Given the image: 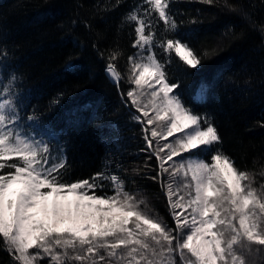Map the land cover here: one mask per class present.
Here are the masks:
<instances>
[{"label": "trees", "instance_id": "1", "mask_svg": "<svg viewBox=\"0 0 264 264\" xmlns=\"http://www.w3.org/2000/svg\"><path fill=\"white\" fill-rule=\"evenodd\" d=\"M141 5L142 12L149 7L144 0H0V82L15 77L12 91L23 125L48 141L54 155L62 149L66 181L115 173L148 202L152 215L175 228L157 176L159 161L127 97L138 24L126 16ZM167 11L176 21L174 32L156 13L145 19L151 21L155 55L178 85L174 92L212 119L235 166L264 183V0H171ZM170 37L188 44L201 64L191 68L163 50L160 42ZM113 51L119 54V87L106 72ZM29 115L36 120L27 121ZM0 264H16L2 243Z\"/></svg>", "mask_w": 264, "mask_h": 264}, {"label": "snow or ice", "instance_id": "2", "mask_svg": "<svg viewBox=\"0 0 264 264\" xmlns=\"http://www.w3.org/2000/svg\"><path fill=\"white\" fill-rule=\"evenodd\" d=\"M144 2L147 9L142 12L141 5L126 16L138 24L133 47L142 49L139 59L128 58V79L136 87L127 97L140 113L133 118L144 125L151 156L159 161L157 176L170 168V177L190 174V180L175 188L171 179L161 183L175 229L150 215L146 200L127 190L115 173L102 171L90 179L66 181L69 166L62 149L54 155L48 141L23 125L13 77L0 82V243L16 264H40L45 258L47 264H177V255L179 264H247L244 250L251 251L253 244L264 246V183L255 186L257 174L235 166L220 147L222 137L212 119L195 113L174 92L178 85L168 80L164 63L152 50V25L145 19L156 13L166 30L174 32L176 21L167 11L171 0ZM225 6L236 10L227 2ZM160 47L174 51L191 68L201 64L195 51L178 38L170 37ZM118 56L113 51L106 65L117 87L122 79L114 63ZM26 119L32 122L36 117ZM159 122H165L162 130ZM151 125L156 127L149 129ZM169 137L174 139L160 144ZM169 161L173 164L166 167ZM259 175L264 176V169ZM105 181L111 194L103 191Z\"/></svg>", "mask_w": 264, "mask_h": 264}, {"label": "rangeland", "instance_id": "3", "mask_svg": "<svg viewBox=\"0 0 264 264\" xmlns=\"http://www.w3.org/2000/svg\"><path fill=\"white\" fill-rule=\"evenodd\" d=\"M148 47H149L148 45H145L144 46V50H143V54L144 55L149 54L148 51H147ZM141 52H142L141 47L140 46H137L136 47V52H135L134 56H136L137 59H139V57L137 56V54L138 53H141ZM130 84H132V83H130ZM135 87L136 86L134 84H132V88L131 89H133ZM145 91H150V90L145 89ZM142 99H144L146 101L147 99H150V97H143ZM159 123H160V128H158V130H162L164 128L165 122H159ZM148 127H149V129H151L153 127H156V125H151V126H148ZM148 133H149V138H151L150 137V131ZM157 139H159V138H157ZM173 139H174V137H169L167 141L166 140H160L159 142H160L161 145H163V144L168 143V141L173 140ZM155 144H156V141L153 140V146L154 147H155ZM161 155H164V153H161ZM188 155H190V153H184L183 154V156H188ZM182 158L183 157H174L173 159H174V161H179ZM172 164H173V161H169V164L166 165V167H168L169 165H172ZM171 171H172V169L170 168L169 173H164L162 178H163V181H168L169 179H171L172 181H175L176 183L174 184V188L176 186L182 185L184 183L185 179L190 180V174H189V176L187 178H185L183 176V172H177L175 176H171L170 177V172ZM259 184H261V183H259V182L257 183V181H256V185L255 186H259ZM17 187L18 186L14 185L13 186V190H15ZM183 191H187V190L185 189V190H182V192ZM70 199H72V198L70 197ZM48 210H49V212H51V199L48 202ZM148 210H149V214L152 215L151 212H150L151 210H150V206L149 205H148ZM177 211L179 212L180 210L177 209ZM152 216H155L158 219H161L162 220V218L159 216L158 213H154ZM174 223H175V221H174ZM169 227H171V226H169ZM173 229H175V228H173ZM184 231L187 232L188 229H184ZM173 234L176 235V232H174ZM33 251H35V250H33ZM185 252H186V250H185ZM243 254H244V257L246 259L247 264H259V262L261 261V259L264 256V246H258V245L253 244L251 246V251L244 250V253ZM176 259H177V264H179V256L178 255H177ZM45 260H47V258H45ZM40 264H42V263H40ZM71 264H77V262H71Z\"/></svg>", "mask_w": 264, "mask_h": 264}]
</instances>
